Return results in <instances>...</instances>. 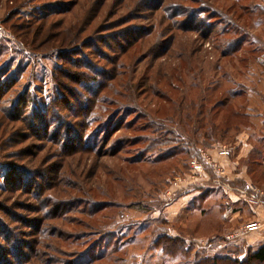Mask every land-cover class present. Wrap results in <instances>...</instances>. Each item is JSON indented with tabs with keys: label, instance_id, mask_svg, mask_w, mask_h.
I'll list each match as a JSON object with an SVG mask.
<instances>
[{
	"label": "rangeland",
	"instance_id": "rangeland-1",
	"mask_svg": "<svg viewBox=\"0 0 264 264\" xmlns=\"http://www.w3.org/2000/svg\"><path fill=\"white\" fill-rule=\"evenodd\" d=\"M45 12L56 14L53 29L34 52L14 26ZM62 34L81 39L74 49L83 57L67 69L101 76L84 90L71 85L74 97H65L54 77L63 65ZM226 51L235 52L221 59ZM262 59L264 0H0V264H86L89 250L96 257L116 249L109 258L117 263L101 264H194L213 257L223 237L209 234L199 212H184L176 224L167 219L190 162L202 161L200 152L234 148L235 131L210 147L202 140L195 145L198 126L183 131L171 100L178 107L183 92L186 103L198 102L217 85L242 92L221 114L226 123L247 111L239 107L259 84ZM118 62L130 66L119 70ZM180 71L186 86L170 79L173 73L180 79ZM153 91L168 103L151 105ZM90 92L98 93L94 107L80 119L74 102ZM67 100L73 104L65 107ZM112 118L113 130L105 127ZM79 122L95 136L112 130L108 145L97 138L99 152H89L70 148V136L58 143ZM245 122L249 129L250 118ZM161 234L180 242L156 245Z\"/></svg>",
	"mask_w": 264,
	"mask_h": 264
},
{
	"label": "trees",
	"instance_id": "trees-1",
	"mask_svg": "<svg viewBox=\"0 0 264 264\" xmlns=\"http://www.w3.org/2000/svg\"><path fill=\"white\" fill-rule=\"evenodd\" d=\"M10 2H15L17 3V0H9ZM237 12V8H232ZM55 13H48L45 12L43 14H41L40 16L37 15L35 17L29 18L26 21H23L21 26H17L15 25L14 28L18 29V33H19V37H21L20 42L23 46L28 47V49H30L31 51H38V49H40L42 43L46 40V34L48 30H52L53 29V22L50 23V20L53 19L55 17ZM237 15V13L235 14ZM64 35V34H62ZM143 37H140L139 40H141ZM81 39L79 38H75L72 39L70 36H66L64 35L61 39H60V43L58 46V55L60 56V58L63 61V65L62 67H60V69H58V71L56 72V75L54 76L56 78V84L57 86L61 89V91L63 92V94L66 96H72L74 97L72 94L73 91L70 89L71 85H76L79 86L80 88H82L84 90V87L88 86V84L91 83H97V82H101V76L94 75L92 73V75L90 74H84V73H80V72H75L74 70H70L67 69L68 65H72L74 66V68H76V62H72L74 60L72 59H76V57H83L82 52H80L79 50H75L74 48L77 47V45H79ZM71 47L72 49H67L65 47ZM64 47V48H63ZM239 47V46H238ZM237 48V47H236ZM235 48V49H236ZM65 49V50H63ZM230 49V48H229ZM228 49V50H229ZM234 49V50H235ZM235 51L229 52H223V55L221 57V59L227 58L230 56V54H234ZM127 51H122L121 56L125 57L126 56ZM71 55L73 57H69L68 56ZM75 55V56H74ZM136 59V56H134V60ZM121 60V58H120ZM137 61V66L138 64H140L142 61L136 59L135 62ZM242 62H245V60L243 59ZM259 65L258 67L261 68V70H263L264 68V59L262 60H258ZM130 66V64L128 65L127 63L122 64V62L120 63V67H119V62H118V67L119 70L122 69L123 71L128 68ZM186 71V70H185ZM188 73L192 72V70L187 69ZM57 73L60 74V78L57 75ZM178 75V73H175ZM121 74H118L116 77L120 76ZM183 75H185L184 71H180V79H178V76L175 78V75L173 73V75L170 76L171 81L174 80L173 85L175 83L182 85V86H186L187 82H185L182 77ZM260 78L259 80V84L257 85V87L251 91V95L249 94V97H245V101L244 104L245 105H240L239 109L245 110V108L247 109V111L245 113L242 112H235V114H232V118L230 121H227L225 123V121L222 119L221 114L225 113V111L227 109L230 108L231 104L235 103L234 101H236L237 99H241L245 96V94H243L242 92H235V91H222L218 88V85L215 86V88L213 87L212 90H210V88H206V91H212V95L210 97L207 98V96H201L198 99V102H193L190 101L189 103L187 102V99L190 98V96H188L185 93H181V101L179 102V105L177 107V104L175 102H173V100H171V102L173 103V107L175 109H177L176 111L173 110V112L175 111V116L174 119H177V122L179 123L181 129L184 131L185 128L187 126L190 125H197L198 129H195V145L199 143V140L203 141V145H206L205 147H210L212 144L224 140V138L226 137V135L228 134V132H230L231 130L235 131V137L244 129L247 128V124H246V119L247 117L250 118L251 122H252V118L254 117V115L259 114L260 112L264 111V72L258 74ZM263 82V83H261ZM141 83V82H140ZM170 82V80H168L166 82V85H168ZM261 83V84H260ZM172 90H174L175 88L172 87V85L169 87ZM97 90H99V88H97ZM204 91V93L206 92ZM150 95L149 99H150V104L155 106L156 103V99L157 100H161V101H165L168 103L167 99L170 98H165L164 95H162L161 92H155ZM178 92L177 90L175 91V93ZM180 92V91H179ZM75 93V92H74ZM98 93H92L90 92L89 94H87V97H84L82 100H80V97H76L78 98L77 102L75 101L74 104L78 105V108H81L77 111H75V113L79 114V118L81 119L82 116L80 115V113L82 111H85L86 113L89 112V110L91 108L94 107L95 104V99L94 102L91 103L90 100L92 99V97H95ZM3 95H6V92L3 93ZM2 95V96H3ZM259 96V97H258ZM148 99V98H147ZM93 100V99H92ZM69 100L66 101L65 107H68L69 104H73V102H68ZM170 102V103H171ZM239 109H237V107H235V111H238ZM125 110V109H122ZM178 113H181V115L177 118H175L177 116ZM192 113L194 117L190 116L189 114ZM86 117H83V119H85ZM234 118L235 122H232V119ZM87 119V118H86ZM113 120V122L115 123V118L108 120L105 123V127H110L114 128V124L111 121ZM219 120L223 122L222 125H218L217 122H219ZM172 121V123L175 120H170V122ZM154 123V122H153ZM88 124H90V122L88 121ZM58 126L56 127L55 124V130L58 128V130L60 129L61 124H57ZM251 125V123H250ZM196 127V126H195ZM208 127V129H206ZM117 127L115 126V129ZM84 126H82L80 124V122L76 125L75 129H71V128H67L64 134V140H59L58 139V143H66V138L67 137H72L73 141H71V143L68 145L70 148L75 149V150H79V148L81 146H86L88 149H90L89 152H99V150H97V147L100 146H94L95 142H93V140L95 141L97 138H99L98 142H102V143H106V145H108V134L112 131H102L101 134L99 136H95V134H93V131H91L89 134H87V131L85 132L84 130ZM157 130L161 131L160 127H156ZM188 129V128H187ZM118 130V129H117ZM157 130H153L155 133H157ZM79 131V132H77ZM204 131V132H203ZM188 133V131H186ZM160 135V134H159ZM200 135V136H199ZM52 137L50 141L55 140L54 137V133H52ZM233 139V138H232ZM198 141V142H197ZM57 143V144H58ZM94 147H96L94 149ZM162 160L164 158H161ZM192 159V158H191ZM186 167V166H185ZM185 170V169H184ZM146 214V213H145ZM171 240L176 243V242H180V239L178 238H172L169 237L165 234H161L160 236L157 237V240L155 242L156 245L159 244V242L165 241L166 243L171 242ZM182 252L183 249L179 250L178 248V252ZM119 252V249L114 250L112 253H109L108 255H98V256H94L92 250H89L88 253V257L90 262H86V264H101L105 261L108 260V262H114L117 263V260H113L111 258H109V256L111 254H117ZM164 254H166L167 256H171L173 257L175 253L173 252H169L164 250L163 251ZM177 253V252H176ZM123 264V263H122ZM194 264H264V244H262L257 250L253 251V252H249L246 254L245 258L243 260L239 259V254L235 253V254H231L228 256H221V255H215L213 257L211 256H205V257H201L198 260L195 261Z\"/></svg>",
	"mask_w": 264,
	"mask_h": 264
},
{
	"label": "crops",
	"instance_id": "crops-1",
	"mask_svg": "<svg viewBox=\"0 0 264 264\" xmlns=\"http://www.w3.org/2000/svg\"><path fill=\"white\" fill-rule=\"evenodd\" d=\"M222 148L207 152L215 167L205 165L204 171L196 174L187 171L186 179L175 190L177 198L172 201L178 200L173 208L175 214L167 220L176 224L184 212H199L203 223L211 226L209 234L223 237L213 249V256L237 253L243 260L247 253L264 244V111L254 115L250 128H244L236 136L234 148L227 147L230 156H218ZM252 188L261 194L254 195ZM251 198L257 204H251ZM212 221L215 222L210 225ZM253 223L260 227L241 236L244 226Z\"/></svg>",
	"mask_w": 264,
	"mask_h": 264
},
{
	"label": "built area",
	"instance_id": "built-area-1",
	"mask_svg": "<svg viewBox=\"0 0 264 264\" xmlns=\"http://www.w3.org/2000/svg\"><path fill=\"white\" fill-rule=\"evenodd\" d=\"M202 161H198V160H192L189 164L190 166V171L194 174L196 173H200L204 171V166L208 165V166H212L215 167L216 163L213 161V158L205 153V152H200ZM218 156L220 157H228L230 156V151L227 147H223L222 150L219 151ZM252 192H254V195H260L261 192L258 189L252 188ZM249 202L251 204H257V201L254 199H250ZM260 226L258 224H248L246 226H244L243 231L241 233V236L244 234H249L252 231H255L256 229H258Z\"/></svg>",
	"mask_w": 264,
	"mask_h": 264
}]
</instances>
